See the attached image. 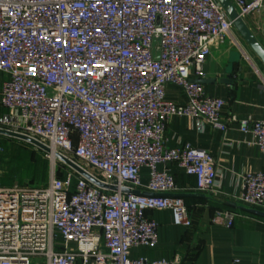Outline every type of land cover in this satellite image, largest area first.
<instances>
[{
    "label": "built area",
    "instance_id": "obj_1",
    "mask_svg": "<svg viewBox=\"0 0 264 264\" xmlns=\"http://www.w3.org/2000/svg\"><path fill=\"white\" fill-rule=\"evenodd\" d=\"M230 2L242 19L264 5ZM233 29L218 0H0V129L35 139L52 158L60 153L118 188L68 170L45 186L0 183V264H173L131 257L132 248L158 244L149 211L169 210L174 225L191 226L167 166L194 177L199 192H217L220 183L210 153L167 146L168 121L189 117L223 133L236 124L264 153V119H223L225 101L198 82L213 48L237 45ZM169 85L183 102L166 99ZM260 87L264 93V78ZM239 183V202L264 211V172L245 173ZM216 215L233 225L231 212Z\"/></svg>",
    "mask_w": 264,
    "mask_h": 264
},
{
    "label": "crops",
    "instance_id": "obj_2",
    "mask_svg": "<svg viewBox=\"0 0 264 264\" xmlns=\"http://www.w3.org/2000/svg\"><path fill=\"white\" fill-rule=\"evenodd\" d=\"M243 20L264 47V5ZM233 36L237 45L228 41L213 48L204 65V76L198 81L208 96L225 101L223 119L236 115L239 119L263 120L264 93L260 83L264 78V65L234 29ZM166 99L176 103L184 101L181 91L173 85L167 86ZM249 139L236 124L229 125L223 133L189 117H174L168 121L165 130L168 147L189 144L214 156L219 191H196L194 177L177 165L167 166L177 184L173 195L184 200L191 226L174 225L169 210L149 211L148 217L159 226L158 244L152 249L132 248V258L166 259L173 264H264V217L251 213L247 208H252L238 200L239 177L264 172V153L249 145ZM140 176L142 184L146 185L149 170L142 168ZM217 210L233 214L231 227L224 217L216 215ZM70 248L75 249V244Z\"/></svg>",
    "mask_w": 264,
    "mask_h": 264
},
{
    "label": "rangeland",
    "instance_id": "obj_3",
    "mask_svg": "<svg viewBox=\"0 0 264 264\" xmlns=\"http://www.w3.org/2000/svg\"><path fill=\"white\" fill-rule=\"evenodd\" d=\"M3 78L0 73V84ZM0 139L4 148L0 156L2 186H45L52 177H58L66 170L64 167L67 166L58 159L29 143L6 136H0Z\"/></svg>",
    "mask_w": 264,
    "mask_h": 264
},
{
    "label": "water",
    "instance_id": "obj_4",
    "mask_svg": "<svg viewBox=\"0 0 264 264\" xmlns=\"http://www.w3.org/2000/svg\"><path fill=\"white\" fill-rule=\"evenodd\" d=\"M220 5L223 7L225 10L227 16L229 19L233 22V28L236 31V33L239 35V37L242 39V41L251 49V51L254 52V54L257 56V58L260 60V62L264 65V47L260 44L258 39L255 37V35L252 33V31L247 27L245 24L244 20L239 17L236 9L230 2V0H218ZM263 34H264V27H263ZM159 43V39L154 40V46ZM154 57L155 59H158L159 53L154 50ZM230 80V79H227ZM201 83V81H198ZM0 136H6L10 138H15L19 139L21 141H24L26 143H29L30 145H33L37 147L38 149L42 150L43 152L47 154H51V150L44 144L38 142L35 139H32L28 136L10 132L4 129H0ZM54 158L58 159L61 163L69 167L71 170L76 172L78 175L82 176L86 180H88L90 183L94 184L95 186L102 188V189H107L110 191H118V188L116 186L112 185H107L106 183L100 181L97 179L94 175L90 174L88 171L83 169L79 164H77L75 161L72 159L60 154V153H55ZM121 191L123 193L127 194H146L149 195V193H141L138 190H131L128 188H122ZM248 211H250L253 214L259 215L261 217H264V212L256 210V209H249L247 208Z\"/></svg>",
    "mask_w": 264,
    "mask_h": 264
},
{
    "label": "trees",
    "instance_id": "obj_5",
    "mask_svg": "<svg viewBox=\"0 0 264 264\" xmlns=\"http://www.w3.org/2000/svg\"><path fill=\"white\" fill-rule=\"evenodd\" d=\"M64 168H66V170H68V171H71L72 173H75V172H73V170H71L70 168H67V167H64ZM59 176L63 178V177H64V174L62 173V174H60Z\"/></svg>",
    "mask_w": 264,
    "mask_h": 264
},
{
    "label": "bare ground",
    "instance_id": "obj_6",
    "mask_svg": "<svg viewBox=\"0 0 264 264\" xmlns=\"http://www.w3.org/2000/svg\"><path fill=\"white\" fill-rule=\"evenodd\" d=\"M52 156L54 157V154H52Z\"/></svg>",
    "mask_w": 264,
    "mask_h": 264
}]
</instances>
